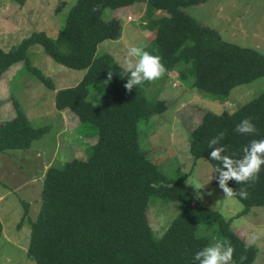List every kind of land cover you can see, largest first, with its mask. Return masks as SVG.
Instances as JSON below:
<instances>
[{
  "label": "trees",
  "instance_id": "obj_1",
  "mask_svg": "<svg viewBox=\"0 0 264 264\" xmlns=\"http://www.w3.org/2000/svg\"><path fill=\"white\" fill-rule=\"evenodd\" d=\"M12 1L21 6L27 3ZM208 1L76 0L56 38L34 32L13 50L0 48V79L15 64L25 63L28 68V51L36 45L55 63L84 71L78 85L57 91L51 78L31 69L44 86L57 91L58 111H71L82 126L91 124L98 131L84 159L50 166L44 176L42 206L32 224L27 252L36 264H194L195 253L217 240L231 242L236 264H241V255L247 257L243 264L255 263L258 248L235 233L231 221L218 211L195 203L186 180L168 181L142 150L139 124L166 112V101L159 99L163 90L149 98L145 82L128 92L126 68L112 54H98L99 45L118 41L123 33L121 21L105 20L104 12L141 3L147 28L156 33L145 51L161 58L166 73L175 71L180 80L191 79V89L226 98L238 86L264 78L262 53L223 40L217 30L186 12ZM95 4L102 5L99 12L91 11ZM157 12L165 15L155 17ZM13 105L16 116L0 122V153L27 151L49 130L33 124L15 99ZM246 118L258 134L235 131ZM222 131L221 143L233 158H240L243 146L252 140L264 139V92L234 112L205 113L191 132V155L207 159L214 171L219 163L210 159L208 143ZM228 186L234 190L245 187L249 193L247 199L234 196L244 206L238 216L264 207V168L251 186L235 181ZM152 196L180 204L177 216L160 237L147 215ZM2 233L0 220V237Z\"/></svg>",
  "mask_w": 264,
  "mask_h": 264
},
{
  "label": "rangeland",
  "instance_id": "obj_2",
  "mask_svg": "<svg viewBox=\"0 0 264 264\" xmlns=\"http://www.w3.org/2000/svg\"><path fill=\"white\" fill-rule=\"evenodd\" d=\"M75 2L27 0L21 6L16 1L2 0L0 48L13 50L34 32H45L56 38ZM145 12L141 3L115 12L106 10L104 19L120 20L123 33L120 40L99 45L98 54H112L126 68L128 50L133 46L145 50L156 37V33L147 28ZM186 12L201 24L217 30L223 40L256 49L264 55V0H209L187 8ZM161 15L165 13L157 12L155 17ZM28 57V68L25 63L15 64L0 79V122L16 116L15 99L33 124L48 126L49 130L27 151L0 153V217L3 222L0 264H36L27 252L32 224L37 221L42 206L44 176L50 166L61 167L74 158L84 159L88 147L98 138L95 126H82L71 111H58L55 105L56 92L78 85L85 72L55 63L39 45L29 49ZM32 68L51 78L57 91L44 86L31 72ZM191 82V79L180 80L173 71L155 82L145 83L149 98L163 90L159 99L166 101L167 110L150 121L140 122L142 150L168 181L186 180L195 203L218 211L231 221L235 233L258 248L254 264H264V207H254L247 215L238 216L244 209L243 204L234 196L226 197L209 161L195 159L189 142L191 132L200 125L205 113L238 110L264 92V78L238 86L226 98L191 89ZM150 204L149 223L160 237L177 216L180 204L158 196H152Z\"/></svg>",
  "mask_w": 264,
  "mask_h": 264
},
{
  "label": "clouds",
  "instance_id": "obj_3",
  "mask_svg": "<svg viewBox=\"0 0 264 264\" xmlns=\"http://www.w3.org/2000/svg\"><path fill=\"white\" fill-rule=\"evenodd\" d=\"M101 4L93 5L91 11L99 12ZM126 71L129 73L124 87L131 92L134 87L145 82H155L162 78L167 69L161 62L159 56L150 54L141 47L133 46L128 50L125 60ZM113 73L109 71L108 81H111ZM235 131L241 135H256L258 129L250 119H243L236 125ZM225 133L222 131L211 138L208 143L210 159L217 161L219 166L215 168L218 174V184L226 197L238 196L241 199L248 198V191L245 187L234 190L228 186L229 181H235L238 185L251 186L258 182L262 168H264V139L252 140L243 146V155L240 158H233L227 154V148L221 143ZM235 249L230 241L217 240L203 249L197 251L193 257L194 264H236L233 259ZM247 257L241 255L240 261L243 264Z\"/></svg>",
  "mask_w": 264,
  "mask_h": 264
},
{
  "label": "crops",
  "instance_id": "obj_4",
  "mask_svg": "<svg viewBox=\"0 0 264 264\" xmlns=\"http://www.w3.org/2000/svg\"><path fill=\"white\" fill-rule=\"evenodd\" d=\"M128 7H126V8H121V9H127ZM120 10V9H119ZM116 11H118V10H116ZM163 14V13H162ZM2 198H0V200H1ZM0 220H2L1 219V217H0ZM2 222V221H1ZM2 224H3V222H2Z\"/></svg>",
  "mask_w": 264,
  "mask_h": 264
}]
</instances>
